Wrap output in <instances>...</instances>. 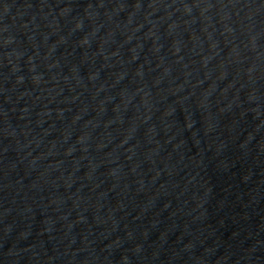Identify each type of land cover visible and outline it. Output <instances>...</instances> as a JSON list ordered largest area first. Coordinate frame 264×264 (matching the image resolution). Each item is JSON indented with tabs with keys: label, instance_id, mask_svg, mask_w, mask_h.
<instances>
[{
	"label": "water",
	"instance_id": "water-1",
	"mask_svg": "<svg viewBox=\"0 0 264 264\" xmlns=\"http://www.w3.org/2000/svg\"><path fill=\"white\" fill-rule=\"evenodd\" d=\"M0 264H264V0H0Z\"/></svg>",
	"mask_w": 264,
	"mask_h": 264
}]
</instances>
